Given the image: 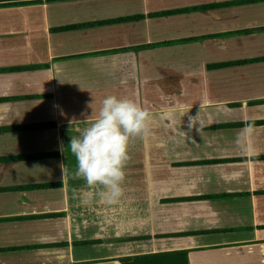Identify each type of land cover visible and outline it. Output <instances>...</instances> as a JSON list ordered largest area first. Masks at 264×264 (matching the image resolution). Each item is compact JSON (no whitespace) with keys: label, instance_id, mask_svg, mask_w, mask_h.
<instances>
[{"label":"crops","instance_id":"1","mask_svg":"<svg viewBox=\"0 0 264 264\" xmlns=\"http://www.w3.org/2000/svg\"><path fill=\"white\" fill-rule=\"evenodd\" d=\"M259 58L264 1L0 0V264H264ZM109 95L151 113L115 202L69 150Z\"/></svg>","mask_w":264,"mask_h":264},{"label":"clouds","instance_id":"2","mask_svg":"<svg viewBox=\"0 0 264 264\" xmlns=\"http://www.w3.org/2000/svg\"><path fill=\"white\" fill-rule=\"evenodd\" d=\"M74 121L87 125L70 140L69 150L77 164L74 175L90 187L102 186L100 194L115 202L123 194L129 145L149 134L151 113L132 99L109 95L90 124L88 117ZM60 167L63 180L65 165Z\"/></svg>","mask_w":264,"mask_h":264},{"label":"trees","instance_id":"3","mask_svg":"<svg viewBox=\"0 0 264 264\" xmlns=\"http://www.w3.org/2000/svg\"><path fill=\"white\" fill-rule=\"evenodd\" d=\"M253 1H264V0H253ZM221 4H209L199 7H193V8H187V9H178L173 11H167V12H160L152 14V16H162V15H168V14H175V13H182V12H188L193 10H202V9H208V8H214ZM134 18H140L138 17H125V18H118L115 20L110 21H104V22H98V23H108V22H118V21H126L131 20ZM255 60H264V58H259ZM246 61H235V62H225V63H218L213 64L211 66H208L209 68H222L226 66H233L236 64H241ZM242 123H235V124H222L217 125L218 128H229V127H235L240 126ZM249 124H264V120L260 121H251ZM214 161H201L199 163H211ZM48 187V185H31L27 188H44ZM119 262L121 264H188L187 263V254L184 251H175V252H164V253H153V254H146V255H139V256H126L119 259Z\"/></svg>","mask_w":264,"mask_h":264}]
</instances>
